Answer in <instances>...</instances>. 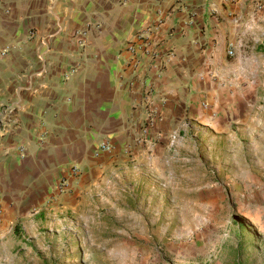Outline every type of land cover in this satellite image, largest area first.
I'll return each mask as SVG.
<instances>
[{
  "label": "crops",
  "instance_id": "1",
  "mask_svg": "<svg viewBox=\"0 0 264 264\" xmlns=\"http://www.w3.org/2000/svg\"><path fill=\"white\" fill-rule=\"evenodd\" d=\"M263 51L264 0H0L2 201L89 206L120 172L159 176L170 151L252 120Z\"/></svg>",
  "mask_w": 264,
  "mask_h": 264
},
{
  "label": "rangeland",
  "instance_id": "2",
  "mask_svg": "<svg viewBox=\"0 0 264 264\" xmlns=\"http://www.w3.org/2000/svg\"><path fill=\"white\" fill-rule=\"evenodd\" d=\"M262 55L252 120L170 151L159 176L120 172L89 206H16L0 188V264H264Z\"/></svg>",
  "mask_w": 264,
  "mask_h": 264
},
{
  "label": "built area",
  "instance_id": "3",
  "mask_svg": "<svg viewBox=\"0 0 264 264\" xmlns=\"http://www.w3.org/2000/svg\"><path fill=\"white\" fill-rule=\"evenodd\" d=\"M85 33H86V31L84 29H75L72 32V36H73L76 44L80 47H82L84 44ZM144 38H145V36L143 35V33H137L136 34V41L138 43V47L140 46V48L143 51H146L147 50V43L145 42ZM133 44H131L130 49H133V47H134ZM228 52H230V51H228ZM72 70L73 69L71 68L68 72H71ZM158 117L159 116H158L157 111L154 108H151V110L148 112V115H147L146 124H144L143 127L141 128V138H138V139L142 140L144 138V136H146L148 129L150 128V126H152L153 122ZM153 142L154 141L152 140V143ZM111 148H112L111 143H109L108 141H102L97 145V148L95 151L100 150V151L107 152ZM18 149H19V151L23 150L22 146H19ZM79 174H80L79 168L75 164H70L67 176L60 178L56 182V185L54 186V193L60 194V193L68 191L71 188V182H70L69 178L75 180Z\"/></svg>",
  "mask_w": 264,
  "mask_h": 264
},
{
  "label": "trees",
  "instance_id": "4",
  "mask_svg": "<svg viewBox=\"0 0 264 264\" xmlns=\"http://www.w3.org/2000/svg\"><path fill=\"white\" fill-rule=\"evenodd\" d=\"M13 233H15V234H18L19 233V228H18V224L17 223H15L13 225Z\"/></svg>",
  "mask_w": 264,
  "mask_h": 264
}]
</instances>
